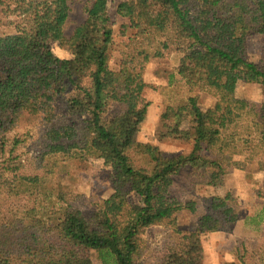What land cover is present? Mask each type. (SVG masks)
Returning a JSON list of instances; mask_svg holds the SVG:
<instances>
[{"label": "trees", "instance_id": "16d2710c", "mask_svg": "<svg viewBox=\"0 0 264 264\" xmlns=\"http://www.w3.org/2000/svg\"><path fill=\"white\" fill-rule=\"evenodd\" d=\"M70 1L0 0V184L14 179L9 192L0 188V264H92V253L101 264H144L146 234L157 226L169 233L155 264H204L203 237L231 230L238 203L213 196L198 215L196 201L171 189L186 168L204 186H223L229 171L264 155V105L237 95L241 81L258 80L264 91V70L247 57L248 38L264 35V0H119L116 14L132 33L116 71L110 0L86 3L85 21L67 38ZM170 53L180 55L182 93L161 115L158 138L188 143L180 155L137 139L148 113L144 72ZM199 93L214 105L203 110ZM59 117L76 122L69 140L55 137ZM24 126L44 127L39 169L52 171L59 159L114 168L113 193L98 210L86 217L71 194L24 171L22 142L10 136ZM183 211L195 216L191 231L176 224Z\"/></svg>", "mask_w": 264, "mask_h": 264}, {"label": "rangeland", "instance_id": "374dc122", "mask_svg": "<svg viewBox=\"0 0 264 264\" xmlns=\"http://www.w3.org/2000/svg\"><path fill=\"white\" fill-rule=\"evenodd\" d=\"M92 0H71V12L65 27V34L69 38L74 29L86 19L84 5ZM120 1H109V14L114 21V46L110 57V68L118 70L121 60L120 45L127 41L132 30L122 28L128 25V21L116 14V7ZM7 30H0V34ZM248 59L260 65L264 70V35H253L247 42ZM54 51L61 57L69 56L68 46L54 45ZM180 55L170 53L164 58H156L150 61L144 72L147 88L144 91L143 103L148 105V113L145 122L138 134V141L151 143L158 146L169 155L186 154L190 151V145L175 139L160 140L159 133L162 130L161 115L170 105L177 104L181 100L182 81L176 73ZM171 75L173 77L171 78ZM237 95L260 105H264V91L258 80L241 81L237 87ZM199 105L203 110L212 107L215 99L207 93H199ZM63 109L59 107L58 115ZM114 111H118L115 108ZM62 127L57 129L55 137L69 140L74 135L73 124L69 117H59ZM187 127V125H185ZM44 127L24 126L12 133L11 138L19 136L22 145L17 149V155L24 163V171L27 174H39L46 184L56 190H62L71 194L73 207L80 210L86 217L99 209L102 202L113 193L111 176L114 168L104 165L103 160L91 159L88 161L58 160L56 166L49 170L39 169L38 158L43 144L42 135ZM264 155L256 159L244 170L233 169L225 177L223 186L208 187L200 183V179L192 175V170L186 168L175 178L171 189L174 197L183 202L194 200L197 202L198 215L204 213L209 200L213 196H225L230 193L238 203L240 222L234 224L231 230L206 234L203 237L204 264H241L239 253L247 257L249 264H259V256L264 257V222L260 226L258 216L264 210V199L260 197L263 184ZM14 184L12 177H5L0 188L9 192ZM133 201L138 199L133 197ZM195 216L189 211H183L176 218L177 226L183 231H191L195 228ZM245 220V221H244ZM169 231L165 226L151 228L146 234L148 249L143 259L144 264H155L154 258L160 257L167 242ZM264 262V261H263ZM92 264H101L97 255L92 253Z\"/></svg>", "mask_w": 264, "mask_h": 264}, {"label": "crops", "instance_id": "0c3cea01", "mask_svg": "<svg viewBox=\"0 0 264 264\" xmlns=\"http://www.w3.org/2000/svg\"><path fill=\"white\" fill-rule=\"evenodd\" d=\"M263 209H264V208H263ZM263 211H264V210H262V211L260 212V214H262ZM240 221H241V220H240V215H239V220H238L237 223H239ZM244 221H245V220H244ZM235 224H236V223H235ZM260 226H261V227L263 226V224H262L261 222L259 223V230L261 229ZM216 233H218V232H216ZM212 234H214V233H212Z\"/></svg>", "mask_w": 264, "mask_h": 264}]
</instances>
